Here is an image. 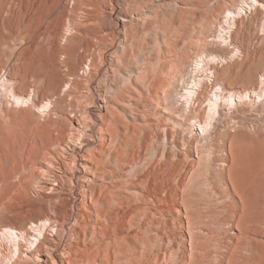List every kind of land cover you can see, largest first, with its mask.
<instances>
[{"label":"bare ground","instance_id":"6f19581e","mask_svg":"<svg viewBox=\"0 0 264 264\" xmlns=\"http://www.w3.org/2000/svg\"><path fill=\"white\" fill-rule=\"evenodd\" d=\"M243 5L264 9L257 0ZM109 6L99 37L107 45L89 65L96 84L88 83V95H74L78 117L72 110V119L33 132L26 148L30 156L37 150L48 157L37 163L41 176L33 189L50 203L49 215L39 221L33 215L29 229L4 221L0 264H264V249L251 241L240 181L237 151L247 137L227 128L215 132L225 110L238 122L247 115L244 105L263 103L264 75L259 87L232 88L215 78L209 65L218 59L206 55L192 71L204 76H191L184 101L175 102L171 91L192 54L193 0H112ZM241 11L226 12L221 46L230 45L222 34ZM140 34L146 37L141 45ZM132 57L141 65L130 64ZM208 84L217 90L206 94ZM69 87L79 89L75 80ZM53 105L48 100L40 108L52 112ZM226 225L237 233L223 245ZM207 239L216 241L214 251Z\"/></svg>","mask_w":264,"mask_h":264},{"label":"rangeland","instance_id":"374dc122","mask_svg":"<svg viewBox=\"0 0 264 264\" xmlns=\"http://www.w3.org/2000/svg\"><path fill=\"white\" fill-rule=\"evenodd\" d=\"M110 1L0 0V229L4 221L29 229L33 215L35 221H39L42 213L49 215L50 203L46 199L39 200L33 189L34 182L41 176L37 163L46 162L48 157L37 154V150L30 156L26 148L33 132L63 117L72 119V110L76 112L74 117H78L74 95L87 94L88 83L91 87L96 84L95 77L89 75V65L92 59L98 58L102 46L107 45V42L102 44L99 37L102 27L108 24L104 17L110 11ZM245 1L252 4V0H193L196 14L189 41L192 54L183 79L171 91L173 101H184L181 97L185 86L191 85V76H204L201 71H192L195 61L206 55L218 59L209 67L224 85L239 90L260 86L258 77L264 75V9L250 8L243 5ZM257 1L264 4V0ZM240 7L243 11L235 18L230 33L222 34L231 46H221L217 35L221 27H227L225 14ZM145 39L140 34L137 43L141 45ZM235 51V59H230ZM130 64L138 67L141 62L132 57ZM98 67L95 63L94 68ZM71 70L74 76H70ZM74 80L79 85L78 90L69 87ZM122 85L127 87L128 83L123 81ZM214 90L217 87L211 88L208 84L205 93ZM11 91L24 101L14 100ZM262 99L259 106L244 105L247 115L238 122L228 117L232 110H225L226 119L215 125L217 133L227 128L231 133L239 132L247 137L237 152L248 219L254 227L251 241L258 250L264 249V96ZM48 100L55 105L52 112L40 108ZM254 142L257 143L254 145ZM46 148L57 152L51 145ZM41 151L45 152L44 148L39 149V153ZM65 199L70 201L67 195ZM35 202L43 207L34 206ZM230 212L226 208V213ZM59 228L58 232L63 234ZM225 228L226 235L220 236L223 245L232 242L230 237L237 233L228 225ZM52 235L49 233V238ZM207 243L208 251H214L216 241L207 239ZM173 260H168V264H174Z\"/></svg>","mask_w":264,"mask_h":264}]
</instances>
